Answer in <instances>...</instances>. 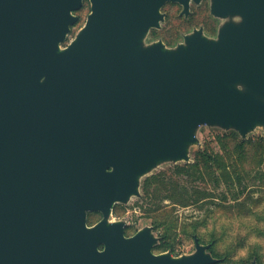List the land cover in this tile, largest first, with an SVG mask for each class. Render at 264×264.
<instances>
[{
	"label": "water",
	"instance_id": "water-1",
	"mask_svg": "<svg viewBox=\"0 0 264 264\" xmlns=\"http://www.w3.org/2000/svg\"><path fill=\"white\" fill-rule=\"evenodd\" d=\"M84 1L0 0V264L219 262L197 235L156 253L151 225L110 218L159 164L190 162L201 126L264 130V0H213L218 35L173 47L147 34L190 0H89L62 46Z\"/></svg>",
	"mask_w": 264,
	"mask_h": 264
},
{
	"label": "rangeland",
	"instance_id": "rangeland-1",
	"mask_svg": "<svg viewBox=\"0 0 264 264\" xmlns=\"http://www.w3.org/2000/svg\"><path fill=\"white\" fill-rule=\"evenodd\" d=\"M89 11V2L76 11L80 20L62 46L75 37ZM230 131L201 126L197 132L200 144L190 147V162L167 161L159 164L142 177L141 196H133L129 202L115 205L117 213L113 211L111 221L127 220L129 235L151 225L159 238L154 247L156 253L171 251L174 255L190 254L195 251L194 234H197L203 243H213L214 251L220 258L215 264H251L255 258L258 264H264V150L250 146L243 155L225 150L219 136ZM259 136H264L261 127L248 134V138ZM203 150L221 155L222 161L217 164L219 169L217 165L206 169L201 159L200 172L195 175L173 174L177 164L200 160L198 152ZM224 167L226 179L217 185L212 171L220 175L224 173ZM152 175L156 178H153L151 195L148 196L144 194L143 183ZM161 181L166 185V190L160 188ZM184 195L190 199L187 205L177 204L168 197L183 198ZM199 196L202 199L195 202ZM158 206L162 208L157 209ZM98 219L99 216H95L92 223ZM154 221L162 222L161 226L154 227Z\"/></svg>",
	"mask_w": 264,
	"mask_h": 264
},
{
	"label": "flooded vegetation",
	"instance_id": "flooded-vegetation-1",
	"mask_svg": "<svg viewBox=\"0 0 264 264\" xmlns=\"http://www.w3.org/2000/svg\"><path fill=\"white\" fill-rule=\"evenodd\" d=\"M86 2H89V0H85L84 4ZM212 4L213 0H190L188 11H185V5L180 2H166L160 9L164 14V19L160 21V27L150 28L146 37V42L162 41L167 46L173 47L181 43L186 34L199 29L207 36L216 37L220 26L229 18H222L214 14L212 11ZM89 13L90 11L88 14ZM233 19L239 20L240 17L235 16ZM95 212L99 215V219L96 220V222H98L101 220L102 214L98 211Z\"/></svg>",
	"mask_w": 264,
	"mask_h": 264
},
{
	"label": "trees",
	"instance_id": "trees-1",
	"mask_svg": "<svg viewBox=\"0 0 264 264\" xmlns=\"http://www.w3.org/2000/svg\"><path fill=\"white\" fill-rule=\"evenodd\" d=\"M219 141L224 144V149L225 150H230L231 152H239L240 155L244 154V151L247 147H256L259 150H264V136H259L257 138H247V139H242L239 135V133L237 131L231 130L230 132L220 135L219 136ZM198 155L200 156V160L195 161L194 163H189V164H185V165H181V164H177L174 168V175L175 176H182V175H192L194 173V175L198 172H200L201 169V159L205 162L206 165V169H212L214 167V165L220 164L222 161V157L221 155H214L211 153H208L207 150H203L198 152ZM228 155L231 156V154L228 152ZM218 169L220 168V166H218ZM213 172V176H215V180H216V184L220 185L221 181L226 179L225 178V174L227 173L226 171V167H224V173L217 175V172L214 170ZM223 175V176H222ZM153 178H156L155 175L152 176H148L143 183V190H144V194L145 195H151V191H152V185L154 183ZM164 179V178H163ZM226 181V180H225ZM161 185V189H165L166 190V185H164V183L161 181L160 182ZM171 199H174V201L177 204H182V205H187L190 201L189 198H187L185 195L183 196V198H176L175 196H168ZM202 199V196H199V198L197 200H195V202H198ZM162 206H158L157 209H161ZM114 213H117L116 208H114ZM95 216H99L97 214V212H91L89 214L88 217V222L89 224H93L92 220L95 218ZM153 224L155 225L154 227H159L161 226L162 222H157L154 221ZM128 229L129 227H127L126 229V234H128ZM136 232V231H135ZM197 234H194V236ZM200 239V241L203 243L202 239L200 238L199 235H197ZM211 252L213 253L214 256L219 257L217 255V253L214 251L213 248V243H211Z\"/></svg>",
	"mask_w": 264,
	"mask_h": 264
}]
</instances>
